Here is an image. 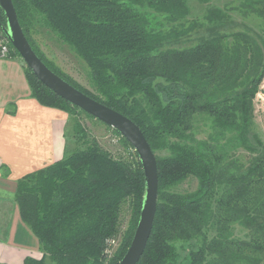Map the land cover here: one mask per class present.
Here are the masks:
<instances>
[{
    "label": "trees",
    "instance_id": "16d2710c",
    "mask_svg": "<svg viewBox=\"0 0 264 264\" xmlns=\"http://www.w3.org/2000/svg\"><path fill=\"white\" fill-rule=\"evenodd\" d=\"M195 1L204 21L226 29L239 18L246 29L164 47L198 28ZM13 2L42 60L135 121L156 155L157 211L137 264H264V141L253 132L254 101L264 79V0ZM157 16L173 26L163 30ZM0 20L7 21L2 9ZM36 25L49 28L87 64L93 91L46 59L30 33ZM14 54L20 55L15 48ZM25 72L41 104L73 109V117L92 116L48 88L30 67ZM72 127L77 147L17 182L22 220L42 251L24 264H119L140 220L147 189L140 158H116L78 119ZM242 147L252 152L244 161L232 152ZM191 177L198 181L194 190H175ZM126 202L128 229L108 258Z\"/></svg>",
    "mask_w": 264,
    "mask_h": 264
},
{
    "label": "crops",
    "instance_id": "0c3cea01",
    "mask_svg": "<svg viewBox=\"0 0 264 264\" xmlns=\"http://www.w3.org/2000/svg\"><path fill=\"white\" fill-rule=\"evenodd\" d=\"M68 121L66 112L32 97L18 60L0 58V264L42 257L38 238L21 217L17 182L65 156Z\"/></svg>",
    "mask_w": 264,
    "mask_h": 264
},
{
    "label": "rangeland",
    "instance_id": "374dc122",
    "mask_svg": "<svg viewBox=\"0 0 264 264\" xmlns=\"http://www.w3.org/2000/svg\"><path fill=\"white\" fill-rule=\"evenodd\" d=\"M229 1H237V0H212V4L216 5H222L225 2ZM193 2V1H192ZM198 3L195 1L192 5L193 7V14H197L198 16V28L190 32L189 34L182 36L178 38L176 41H171L166 46H172V45H190L193 43H196L200 40H203L205 38H208L212 35H214L216 32H234L239 30L246 29V25L242 24L241 20L238 18V22L235 23V25H230L226 29H222L220 27L217 28V25L208 23L202 19V17H199L200 14L204 11V9L197 5ZM1 9V7H0ZM158 19L157 22H160V24L163 27V30L168 31L173 24H168L165 22L164 17L157 16ZM4 24V22L2 20ZM161 27V26H160ZM256 27L255 22H249V28L253 29ZM224 28V27H223ZM31 36L33 40L35 41V45L37 48H39L45 55L46 59L48 61H51L57 68H59L60 72L73 78L74 80L81 83L83 86L88 88L89 90H94L89 79V68L87 64L72 50V48L62 42L59 37L54 34L49 28L43 27L40 25H36L31 29L30 31ZM0 42L5 43L9 50L6 55H2L0 51V58L3 59H11V60H18L25 71V67H27L26 62L23 60V58L20 55L14 54V47L11 46L10 40L7 37L6 33L3 31V29L0 27ZM26 73V72H25ZM254 125H253V132L254 134L258 135L263 141H264V79L262 81L261 87L259 92L257 93V96L254 101ZM62 110V109H61ZM69 110V109H68ZM67 113V116L69 118L67 129H66V136L68 138V148L69 151L73 150L77 147L76 139L73 137V118H76L80 121V123L84 126L85 130L90 134L91 136L95 137L99 144L116 158H120L122 160H126L128 162L135 163L139 157L137 155L136 150L129 146L128 144L124 143L122 138L119 137L114 128L105 124L104 122L98 120L95 117L88 116L85 113H79L77 117H73L72 112H74L73 109L68 111L63 110ZM208 124V123H206ZM209 127V124H208ZM202 130H207V127H203ZM206 133L200 134L198 133L199 137L205 136ZM233 153L236 152V154L244 159H248V157L252 154L251 151L246 150L244 147L239 148L236 150L235 148L232 151ZM244 159H242L244 161ZM241 160V161H242ZM198 181L196 178L191 177L188 180H185L179 186L175 188L176 191L185 192L194 190L197 187ZM130 208L128 202H126L121 211L120 216V228L118 235L110 242L109 249H108V258L111 257L116 249L119 247L120 242L122 241L123 234L127 231L129 220L131 217L130 214ZM238 227L237 234L239 236H243L245 231L243 228Z\"/></svg>",
    "mask_w": 264,
    "mask_h": 264
},
{
    "label": "water",
    "instance_id": "95a60500",
    "mask_svg": "<svg viewBox=\"0 0 264 264\" xmlns=\"http://www.w3.org/2000/svg\"><path fill=\"white\" fill-rule=\"evenodd\" d=\"M7 22L0 26L13 47L37 78L66 101L113 127L135 148L146 175V196L131 244L119 264H137L150 238L158 203L159 178L156 155L141 127L130 117L100 102L54 72L37 54L19 22L13 0H0Z\"/></svg>",
    "mask_w": 264,
    "mask_h": 264
},
{
    "label": "built area",
    "instance_id": "2783aa9c",
    "mask_svg": "<svg viewBox=\"0 0 264 264\" xmlns=\"http://www.w3.org/2000/svg\"><path fill=\"white\" fill-rule=\"evenodd\" d=\"M8 50H9V47L5 43L0 42V51L2 55H6Z\"/></svg>",
    "mask_w": 264,
    "mask_h": 264
}]
</instances>
